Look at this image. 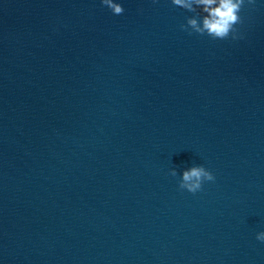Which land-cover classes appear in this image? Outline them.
<instances>
[{"label":"clouds","instance_id":"1","mask_svg":"<svg viewBox=\"0 0 264 264\" xmlns=\"http://www.w3.org/2000/svg\"><path fill=\"white\" fill-rule=\"evenodd\" d=\"M155 2V0H154ZM246 0H171L174 6L180 7L188 12L195 13L194 16L187 17L186 23L180 25L181 30L198 35H207L213 40H225L231 36L238 39L236 25L242 22L240 12ZM254 0H247L252 4ZM114 15L124 13V8L114 0H101ZM200 9L198 12L197 9ZM170 174L177 176L176 170L171 169ZM215 176L203 165H195L183 172L179 181V188L195 194L202 190L204 182H214ZM256 239L264 242V231L256 234Z\"/></svg>","mask_w":264,"mask_h":264}]
</instances>
